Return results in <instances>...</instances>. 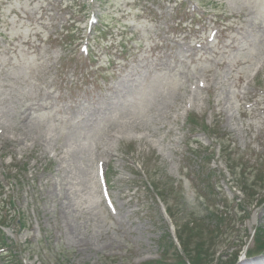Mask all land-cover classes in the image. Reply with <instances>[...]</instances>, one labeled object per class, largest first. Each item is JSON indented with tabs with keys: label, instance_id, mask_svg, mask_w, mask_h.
I'll return each instance as SVG.
<instances>
[{
	"label": "rangeland",
	"instance_id": "1",
	"mask_svg": "<svg viewBox=\"0 0 264 264\" xmlns=\"http://www.w3.org/2000/svg\"><path fill=\"white\" fill-rule=\"evenodd\" d=\"M0 89V264H264V0H0Z\"/></svg>",
	"mask_w": 264,
	"mask_h": 264
},
{
	"label": "trees",
	"instance_id": "2",
	"mask_svg": "<svg viewBox=\"0 0 264 264\" xmlns=\"http://www.w3.org/2000/svg\"><path fill=\"white\" fill-rule=\"evenodd\" d=\"M76 7H77L76 3L73 2L71 4V8H72V11L74 13L81 11V9L79 10L78 7L77 8ZM179 239H180V244H181V248H182V253L188 256L191 264H200L201 261H199V260L201 259V257L197 256V253H195L194 255L190 254L189 249L187 248L188 242L181 240L180 236H179ZM254 240H255L256 251L257 252L264 251V234H262L261 231H258L256 234V237H254ZM3 243H5L4 240H3ZM197 247H195V250L197 249ZM4 248H5L4 250L9 249V247L6 245L4 246ZM7 252H8V255H1V257L3 259L2 264H24L22 262V260L18 257L19 255H15V259H14V258H12L13 257L12 252L10 250H8ZM7 257H9V258H7ZM234 262H235V260H233L230 264H233ZM175 263L176 264H186L183 257H180V256H177ZM175 263H173V264H175Z\"/></svg>",
	"mask_w": 264,
	"mask_h": 264
},
{
	"label": "bare ground",
	"instance_id": "3",
	"mask_svg": "<svg viewBox=\"0 0 264 264\" xmlns=\"http://www.w3.org/2000/svg\"><path fill=\"white\" fill-rule=\"evenodd\" d=\"M175 30L177 31V28H175ZM205 48H206V45H205ZM134 79H136V78H133V79H130V80H134ZM200 80H203V79H198V81H196V82H201ZM228 83H229V81H228ZM0 91H1V89H0ZM246 96H247L246 95V91L245 90L241 91L240 96H239V100H245ZM228 101H229V98H228ZM228 104H230L232 108L234 107L230 102ZM255 264H258V262L256 261Z\"/></svg>",
	"mask_w": 264,
	"mask_h": 264
}]
</instances>
